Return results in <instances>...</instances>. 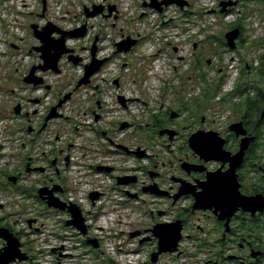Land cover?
Here are the masks:
<instances>
[{
    "label": "rangeland",
    "instance_id": "obj_1",
    "mask_svg": "<svg viewBox=\"0 0 264 264\" xmlns=\"http://www.w3.org/2000/svg\"><path fill=\"white\" fill-rule=\"evenodd\" d=\"M6 1L0 0V13L3 15L0 16V144L3 146L0 151V225H10L19 235L23 251L33 259L31 264L148 263L150 249L137 247L135 241L128 237L129 221L125 220L124 225L116 224L114 228L112 220H109L110 227L103 234L93 227L99 220L104 222L102 216L110 209L106 200L99 211H90V206L87 208L84 218L93 233L84 236L74 227L67 226V221L71 220L69 213L51 210L39 197H35L50 173L46 176L28 173L30 158L36 165H43L42 158L55 155L59 148L64 147L57 137L62 142H69L75 135V125L81 129L90 126L89 95L87 90L80 91L76 101L64 109V114L71 117V121L52 120L41 139L33 140L29 129L39 126L47 111H51L57 95L66 91L64 86L80 78L84 70L83 67L66 65V75L55 78L47 75V81L53 85L52 91L40 88L42 86L36 90L27 85L24 79L32 66L39 62L43 64L37 53H29L31 47L38 43L31 28L37 18L31 15L32 12H41V0H14L7 5L4 4ZM70 1L75 6L68 9L75 19L77 14H81V9L78 0ZM112 1L121 11L116 28L101 20H92L91 25L97 27L95 33L101 32V26L105 28L100 34L105 48L100 56L110 57V60L106 70L95 78V83L102 89V111L109 114L108 120L113 124L128 121L145 125L158 109L161 117L166 112H162L161 107L165 106L167 110L186 113L180 122L194 117L190 123L201 125L200 121L205 117L209 126L214 122L211 127L225 130L244 116L236 106L246 97L238 94L229 97L228 93L240 85L251 87L252 97L257 95L259 88L264 90V76L259 72L264 59V5L259 4V0H242L225 15L220 13L218 0H190L192 6L188 11L170 6L160 14L143 7L145 0ZM236 24H243L246 32L239 39L238 48L231 50L222 43H226V34L235 29ZM128 37L139 39V46L127 55H116L114 43ZM83 39L81 45L87 42ZM152 39L159 43L157 47L153 46L157 44H151ZM91 40L93 37L89 43ZM12 45L19 49L12 48ZM116 81H120L119 87L114 85ZM118 97L128 100V109L121 107ZM176 97L182 103H174ZM19 105L22 106L21 115L15 113ZM101 126L108 128L104 124ZM136 129L133 127L127 133L132 132L139 142ZM114 162L119 166H135L133 161L120 158ZM17 174L22 177L19 187L9 181L10 176ZM34 188L37 190L32 196L30 192ZM75 196L77 202L84 204L81 193ZM30 220L36 221L33 228H30ZM112 228L118 237L115 231L112 233ZM94 236L103 242L100 243L102 255L96 256L97 248L88 243L89 240L96 241ZM4 246L5 242L0 240V251ZM119 246H123L126 254L118 251ZM70 254L72 258H69Z\"/></svg>",
    "mask_w": 264,
    "mask_h": 264
},
{
    "label": "flooded vegetation",
    "instance_id": "obj_2",
    "mask_svg": "<svg viewBox=\"0 0 264 264\" xmlns=\"http://www.w3.org/2000/svg\"><path fill=\"white\" fill-rule=\"evenodd\" d=\"M46 1L45 12L41 0L39 7L41 12L32 13L31 16L37 18L33 24L38 25L41 30L48 24H53L65 32L79 29L75 28L68 31L58 22L53 21L56 5H63L62 13L68 12L64 0ZM160 1L162 0H158V2ZM187 1L191 7L190 0ZM78 2L81 7V14L78 17L82 18L83 25L87 24L89 27L92 20L98 19L116 28V23L121 18V11L116 3L96 4L95 0H78ZM150 2L151 0H145L143 4ZM241 2L242 0L239 1V4ZM95 6H102L104 8L103 14L88 19L86 8L92 12ZM110 6L116 7L112 13L109 12ZM189 8L185 11H188ZM152 11L155 10L152 9ZM0 16L3 15L0 13ZM100 31L91 40V46L87 44L89 46L86 45L85 47L84 44H80L79 49L71 48L74 51V56L82 59V62L76 67H83L84 74L80 78H76L71 85H65L64 90L66 91L57 95L53 105V107L57 106L67 95H70V98L63 107L70 105L76 101L80 91L87 90L90 126L83 127V130L81 126L75 125V135L73 139H69V142H62L61 138L57 137V140L64 144V147L59 148L55 155L42 158L41 163L43 165H36L34 159L30 158L27 169L30 165L31 172L45 176L50 173L48 180L44 182V186L41 188L51 190L55 186L61 187L62 190L56 192L55 196L70 205L67 200L69 191L67 171L70 167V155L76 147L77 139L79 150L83 156H90L92 159L101 156V158L110 157L115 160L120 158L133 161L135 166L132 170L119 165L96 166L95 171L99 175L110 177L109 192L115 194V197H112L110 193L108 195L106 191L93 190L88 193L87 199L91 206L90 211L95 212L96 210L99 211L98 206L102 200L107 196L110 198V208L118 212L119 217L126 218L127 223L129 221L127 226L129 229L128 237L135 241L137 247L150 249L147 256L149 262L145 264H153L152 255L159 252V249L160 255L157 264H264V208L245 209L241 205V200L245 198L263 197L264 199V135H261L258 114L247 111L242 118L231 123L227 129L219 130L211 127L215 124L214 122L209 126L205 117H202L201 125L190 123L194 117L180 122L186 113H182L181 110H167L168 108L162 106V112L165 110L166 112L160 117V109L154 111L145 125L128 121L113 124V121L108 120L109 114L102 111V89L99 84L95 83V78L106 70L110 60V57L101 58L100 56V53L105 50L100 39V34L104 33V30ZM52 37L59 39L60 35L55 33ZM96 38H98L96 58L105 60V63L101 70L92 76L89 84L78 87L80 80L85 75L86 66L93 60L91 49ZM82 39L71 38L67 41ZM36 40L38 43L31 47L32 50L42 46L41 42ZM102 42L104 43L103 40ZM139 44L140 40L138 39V43L132 51ZM114 46L116 47V42ZM12 48L19 49L16 45H12ZM32 50L29 51L30 54L35 52ZM114 52L118 55L116 51ZM35 53L40 58L41 54ZM84 55H87V59H90L91 55L89 63L85 64L87 60ZM60 63L59 74L51 71H38L36 76L42 78L47 75L60 76L65 65L67 67L69 65L71 68L75 67L69 61L68 55L63 56ZM40 65L42 64L39 62L34 64L32 68ZM114 85L119 87L120 81L114 82ZM42 87L46 90H48L47 87H50L49 91L53 88L47 83ZM121 99L124 100L125 106L121 103ZM118 100L121 107L128 108L126 98L118 97ZM132 101L139 100L132 99ZM173 102L182 103L177 97ZM49 113L50 111H47L38 127L30 128L29 132L34 136L33 140L41 139L48 130L49 124L45 129L43 126ZM61 114L63 117L54 120L71 121V117L64 113ZM86 115L85 112V117ZM236 123H243L244 130L247 132L246 136H237V133L230 129V126ZM102 124L108 128H101ZM122 124H126L128 127L122 130ZM133 127H137L139 142H136L132 132L127 133ZM215 133L218 136H215ZM196 134L207 137V143L204 145L207 149H222V151L217 154L200 153V146L193 147L191 144V138ZM245 139L250 140V145L241 155L242 144ZM0 146L1 151L3 146L2 144ZM100 167L109 168L112 171L110 173L100 172L98 170ZM15 177L18 178V183L15 186L19 187L22 177L19 174ZM89 177L92 178L93 182L98 183L96 178ZM39 189H36L38 197ZM92 194H98L99 198L93 201L91 199ZM74 205L78 206L85 216L86 211L80 205L76 203ZM156 226H160L158 237L152 233ZM90 227L87 226L88 233L86 236L93 233L90 231ZM0 228H6V226L1 225ZM94 237L98 243L95 255L104 254L101 250L103 242L97 236ZM32 262L31 257L27 264Z\"/></svg>",
    "mask_w": 264,
    "mask_h": 264
},
{
    "label": "water",
    "instance_id": "obj_3",
    "mask_svg": "<svg viewBox=\"0 0 264 264\" xmlns=\"http://www.w3.org/2000/svg\"><path fill=\"white\" fill-rule=\"evenodd\" d=\"M218 1L220 2V7H221L220 13L225 15L228 13V11L231 8L237 6L239 4V1L241 0H218ZM42 3L45 12L47 1L42 0ZM170 6H177L184 11L186 10V8L190 7V3L187 0H162L160 2H158V0H151L149 4H143V7L153 9L159 13H163L165 8H168ZM93 9L94 11L90 12L89 9L86 8V17L88 19L96 18L97 16L103 14L104 12V8L102 6H95ZM115 9H116L115 6H110L109 12L112 13L115 11ZM31 28L35 38L38 39L42 44V46L36 47L33 50L41 54L40 59L43 61V64L40 66H34L31 69L29 75L24 79V82L27 85H32L33 87L36 88L45 85L44 78L36 76L38 71H42V72L51 71L55 74H59L60 73L59 63L62 57L65 55H68L69 61L75 66H77L82 62V59L74 56V51L67 47L66 42L68 39L71 38H84L87 35V29H88L87 24H84L81 28L70 32L61 31L53 24H48L42 30L36 24L31 25ZM55 33L60 35L59 39H54L52 37ZM241 34L242 31L240 28H235L226 34L225 36L226 45L229 49L236 50L238 48L237 42L241 37ZM97 42H98V38H96L95 43L91 49L93 60L89 65L86 66L85 75L80 80L78 87L89 84L92 76L98 73L105 63V60H98L96 58ZM137 43H138L137 39H132L131 37H128L116 44V49H117L116 53L128 54L133 50V48L137 45ZM47 89L49 90L50 87H47ZM69 98L70 95H67L63 100L59 102L57 106L51 109L49 115L46 117L45 124L43 126L44 129L48 126V124L52 120L63 117V115L60 113L59 110L64 106V104L68 101ZM120 101L123 104V106H125L124 100L121 99ZM35 103H39V101H35ZM15 113L17 115H21L22 106L20 105L17 106L15 108ZM263 116H264V112H263ZM174 117H176L175 114ZM127 127L128 125L122 124L121 129L123 130L126 129ZM230 129L235 131L237 133V136L247 135V132L244 130L243 123L233 124L230 126ZM214 135L218 136L216 133ZM206 143H207V137L201 136V134L198 135L196 134L191 138V144L193 147L200 146L201 148L200 153L217 154L222 151V149H207V147L204 146L206 145ZM249 145H250V140L245 139L242 144L241 155H243V153L247 150ZM121 148L125 151H128L124 147ZM29 167L30 165H28L27 172H31L32 170ZM98 170L100 172L105 171L106 173H110L112 171L111 169L104 167H100ZM9 181L13 184H17L18 178L15 176H11L9 177ZM60 190H62V188L59 186H55L51 190H49L48 188H40L38 191V195L41 201L46 203L48 208L62 212L67 211L71 216V220L67 221V226L74 227L82 235L86 236L88 233V229L86 226V219L84 218L81 209L74 204L68 205L67 203L63 202L61 199L56 197L55 193ZM98 198H99L98 194L91 195V199L93 201H96ZM241 205L245 207V209H254V210L263 209L264 199L263 197L250 198V199L245 198L244 200H241ZM34 222L36 221L35 220L29 221L30 228H33ZM152 233L155 237H158L160 234V226L154 227ZM0 240L5 242V246L0 251V264H14L17 262L21 264H27V262L31 260L30 255L23 251L21 240L8 228H0ZM88 243L90 245H93L95 248H98L97 241L89 240ZM53 252H56V250H54ZM159 255H160V249L159 252L152 255L153 264H157Z\"/></svg>",
    "mask_w": 264,
    "mask_h": 264
},
{
    "label": "built area",
    "instance_id": "obj_4",
    "mask_svg": "<svg viewBox=\"0 0 264 264\" xmlns=\"http://www.w3.org/2000/svg\"><path fill=\"white\" fill-rule=\"evenodd\" d=\"M11 1H14V0L6 1V3H4V4L7 5V2L10 3ZM109 1H111L113 3L112 0H109ZM64 2L66 3L65 6H66L68 12L62 13L63 12V5H56L55 6V14H54L55 19L53 18V21L54 22H58L59 25H61L62 27H64L68 31L69 30H73L75 28H81L82 25H83L82 24L83 20L82 21L79 20L80 18L78 17L79 16L78 14L76 15V18L73 19L72 18V14L73 13H72V11L70 9H68V7H70V6L74 7L75 6L74 3L71 2L70 0H66ZM104 2L105 3H111V2H108L107 0H95L96 4H99V3L101 4V3H104ZM22 6L23 7H28V5H22ZM39 7H40V2H39ZM80 9H81V7H80ZM10 10L12 11L13 9H10ZM3 13H5V11H3ZM226 16L228 17L230 15H226ZM71 18H72V21L70 20ZM88 29L89 30H87V35L83 39V40L86 39L85 41H87V42L84 43L85 47H86L87 44H90L89 41H90V39L92 37L94 38L97 34H99V32L95 33L97 31V27H92V25H90L88 27ZM101 30L105 31V28L103 26H101ZM81 42H82V40H78V41L69 40V41L66 42V45H67V47L69 49H71V48L79 49L80 48L79 45H80ZM155 42H157V41H155L154 39L151 40V44H153V43L157 44ZM158 44L157 45H153V46L157 47ZM77 51H78L77 53H79V50H77ZM102 53H103V51L100 53V55ZM84 56H85V58L87 60L85 62V64L89 63V59H87V55H84ZM60 64H59V66H60ZM79 67H81V66H79ZM83 70H84V68H83ZM62 71L63 72H62V74L60 76H53L52 75L50 77H54L55 78V77H62L64 75H66L67 68L63 67ZM44 80H45V84L47 83L48 85L53 86L51 83H49L47 81L48 80L47 76L44 77ZM40 88L45 89L44 87H40ZM36 90H38V89H36ZM68 106L69 105H66L65 107H63L60 110V113H64V109L67 108ZM77 140L75 142L76 147L73 150V152L75 151V153L72 152L71 155H70V167H69V169L67 171V176L69 178V183L73 184L72 186L68 187L69 191H68V194H67V200H68V203H70V204L76 203V204L80 205L85 211H87V208L90 206V203H89V201L87 199V195H88V193L90 191H93V190H98L100 192L106 191L108 195L111 194L112 197H115V194H112V193L109 192V188H110V185H111L110 177L99 175L95 171V168L98 165L114 166V165H116V163L114 162V159H111L110 157L101 158V156H100V157H98L96 159H92L90 156H88V157H86L85 155L83 156V154L79 150V143H77ZM128 168L130 170H132L134 167H128ZM89 176H93L94 178H96L98 183L93 182L92 178H90ZM78 193L82 194L81 199L84 202V204H81V203L77 202V200H76L77 198H76L75 195H79ZM105 200L107 201L106 203H109V204L111 203L110 202L111 201L110 198H108V196H107L104 200H102L99 203V206H98L99 208L102 207V205L105 202ZM87 203H88V205H86ZM109 207H110V205H109ZM90 208H91V206H90ZM117 213L118 212H116V211H114V210H112L110 208L102 216V220H104V223L107 224V229H109L108 227H110V221L109 220H112V224H113L114 228L117 227L116 224H118V226L121 225V224L124 225L125 220H127V219L126 218H119L120 221L122 222V223H120L119 220L117 219V217L119 216V214H117ZM99 221H101V220H99ZM88 224L89 223L86 220V225L88 226ZM93 227H95V226H93ZM114 228H112V230H111L112 233H114V231H115ZM115 236L118 237L116 231H115ZM118 251L120 253L125 252L123 246H119ZM125 254H126V252H125ZM127 255H130V254H127Z\"/></svg>",
    "mask_w": 264,
    "mask_h": 264
},
{
    "label": "trees",
    "instance_id": "obj_5",
    "mask_svg": "<svg viewBox=\"0 0 264 264\" xmlns=\"http://www.w3.org/2000/svg\"><path fill=\"white\" fill-rule=\"evenodd\" d=\"M258 3L264 5V0H259ZM234 28H240L241 29V31H242L241 37L243 35H245L246 28L243 24H236ZM244 40L245 39H243L242 43H244ZM222 44L224 47H227L225 42H223ZM259 72H260V76H264V59H263V65L259 69ZM243 76H244V74H243ZM251 89H252L251 87L249 88V87H244V86L240 85L239 88H234L233 91L229 92L228 96L233 97L234 95H237V94L241 95V96H244V95L246 96L244 101L240 102V104H237V106H236L237 110H239V111L241 110L244 115L247 111L252 113V114L253 113L258 114V117H260L261 135L263 136L264 135V116H263V112H264V90L262 88H259V90H257V95L255 97H252L251 96ZM198 106H199V108H201L200 104H198ZM35 192H36V188H34L33 192L32 193L30 192V194L32 196H34ZM35 197L38 198L37 195H35ZM1 222H2V220H0V223ZM6 228H8L11 232H13L15 234V232L10 227V225H6ZM16 236L19 238L18 234Z\"/></svg>",
    "mask_w": 264,
    "mask_h": 264
},
{
    "label": "bare ground",
    "instance_id": "obj_6",
    "mask_svg": "<svg viewBox=\"0 0 264 264\" xmlns=\"http://www.w3.org/2000/svg\"><path fill=\"white\" fill-rule=\"evenodd\" d=\"M123 109H126V108H123ZM128 109V108H127ZM95 228L98 230V231H101V234L105 233L107 231V224L104 223V222H101V221H98V223L95 225ZM73 255L70 254L69 255V258H72Z\"/></svg>",
    "mask_w": 264,
    "mask_h": 264
}]
</instances>
